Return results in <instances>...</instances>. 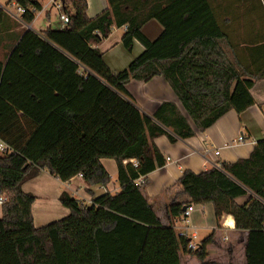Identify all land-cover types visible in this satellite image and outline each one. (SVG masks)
Here are the masks:
<instances>
[{
  "label": "trees",
  "instance_id": "16d2710c",
  "mask_svg": "<svg viewBox=\"0 0 264 264\" xmlns=\"http://www.w3.org/2000/svg\"><path fill=\"white\" fill-rule=\"evenodd\" d=\"M220 1L106 0L107 7L89 18L87 0H63V29L13 34L0 60V140L11 149L0 155V264H179V248L187 249L188 241L174 222L183 208L204 204L213 206L217 223L230 215L235 229L248 233L246 263L264 264V139L245 159L200 173L184 170L175 186L187 201L167 207V226L142 193L147 175L166 164L155 138H191L226 113L255 104L250 91L264 80V45L235 42L223 13H254L257 4L264 11L262 2L232 0L223 10ZM15 2L25 24L41 11L36 0ZM7 20L0 10V33ZM151 20L162 27L153 41L141 33ZM122 27L123 48L131 52L137 42L143 51L112 72L98 46ZM154 77L167 82L184 113L169 102L152 118L135 107L125 86ZM102 159L116 164L118 192L90 205L62 193L68 215L33 226L35 197L22 191L25 182L45 170L62 183L81 176L88 187H106L110 176ZM139 177L144 185L134 183ZM213 238L214 232L190 251L200 264H212L205 259Z\"/></svg>",
  "mask_w": 264,
  "mask_h": 264
},
{
  "label": "crops",
  "instance_id": "0c3cea01",
  "mask_svg": "<svg viewBox=\"0 0 264 264\" xmlns=\"http://www.w3.org/2000/svg\"><path fill=\"white\" fill-rule=\"evenodd\" d=\"M50 1L52 4L55 2V0ZM260 1L264 8L263 0ZM8 2L6 5H9ZM38 3L41 6V11L35 14L30 24H25L21 20V14L14 6L12 7L10 4V7L15 9L10 13L0 3V10L8 16L7 24L5 27H1L0 60H4L9 48L14 43V33L20 34L24 30H29L41 36L48 29L61 30L60 19L57 23L50 19L52 12L49 6L51 5ZM220 3L222 9L225 10L232 0H221ZM106 7V0H87V16L93 18ZM258 7L257 4L254 13L246 12L245 15L243 9L240 11L229 9L231 14L234 13V18L223 13V20L229 21L224 25L226 32L231 34L230 36L235 42L243 44L242 46L264 45V11ZM56 10L60 17L59 9ZM70 13L69 11L68 14ZM43 17H46V20L40 23ZM124 31V27L113 29L111 34L98 46V49L103 53L105 65L112 72L126 69L143 51V47L137 42H134L131 52H127L123 48L121 38ZM161 32L162 27L155 20L147 22L141 29V33L149 41L155 40ZM125 89L135 107L147 117L152 118L157 107L164 102L175 104L184 113L176 96L161 77H154L144 82L131 81L125 86ZM250 93L255 103L253 106L241 114H236L233 111L226 113L204 132H196L195 136L185 140L177 139L175 143H170L165 136L154 139L153 143L165 158L166 164L147 175L142 193L163 226L169 225L167 207L173 203L187 201V198L180 194L179 188L175 186L184 170L200 173L222 163H233L239 159H245L249 157L255 144L264 139V80L256 81ZM240 135L244 137L242 144L234 142ZM216 150L219 152L218 155L214 154ZM101 164L110 176V183L106 187H88L81 176L62 183L45 170L41 171L37 177L25 182L22 185V191L35 197L31 206L33 226L39 228L68 215V210L59 202L62 193H66L74 199L80 198V202L87 205L105 192H118L119 185L113 183L114 178L117 180L115 162L111 159H102ZM246 199V197H242L236 202L242 204ZM191 206H193V211L189 218L186 222L182 219L175 221L174 230L185 231L188 238H191L190 241L198 247L214 232L213 241L206 247V263L247 264L245 248L248 233L235 229L234 221L230 215H223L217 223L211 204ZM178 257L179 264H200L190 251L183 247L179 248Z\"/></svg>",
  "mask_w": 264,
  "mask_h": 264
},
{
  "label": "built area",
  "instance_id": "2783aa9c",
  "mask_svg": "<svg viewBox=\"0 0 264 264\" xmlns=\"http://www.w3.org/2000/svg\"><path fill=\"white\" fill-rule=\"evenodd\" d=\"M53 4H56V2H53ZM11 5H12V7L14 6V7L16 8V10L18 11V13L21 14V13L24 12V10H23L22 8H20V7H18V6L16 5L15 0H12ZM56 8L59 9V11H60V17H59V19H60V21L62 22V28H61V29H63L64 26L68 23V16H67L66 14H64V13L61 11V5H60L59 2H57ZM112 30H113V29H112ZM234 142L242 144V143L244 142V137H243L242 135H240V136L237 137V139H236ZM10 152H11L10 147L7 146L4 142H2V141L0 140V155H6V154H9ZM214 154H215V155H218V154H219L218 150H216V151L214 152ZM215 168H220V165H216ZM134 183H135L136 185H139V186H140V185H144V177H139L137 180H135ZM76 200L80 202V198H77ZM2 202H3V199L0 198V204H1ZM90 204H91V203H89V204H87V205H90ZM192 211H193V206H189V207L186 208V210L184 211V214H183V218H182V220H183L184 222H186V220L189 218V216H190V214L192 213ZM262 228H263V230H264V224H263ZM176 232H177V235H178L179 237L184 238V239H186V240L188 241V243H187V250H189V251H196V250L198 249V246L195 245V244H193V243L190 241L191 238H188V236H187V234L185 233V231H183V230H179V231H176ZM192 237L194 238L195 235L193 234Z\"/></svg>",
  "mask_w": 264,
  "mask_h": 264
},
{
  "label": "rangeland",
  "instance_id": "374dc122",
  "mask_svg": "<svg viewBox=\"0 0 264 264\" xmlns=\"http://www.w3.org/2000/svg\"><path fill=\"white\" fill-rule=\"evenodd\" d=\"M37 1L40 2V3H42V5H46V4H47V6H48V4L51 5V6H49V8L51 9V12H52L50 19H51V21L53 20V21H55L57 23V21H59V15H58L59 13L56 10L57 9L56 6L53 5L50 0H37ZM6 2H8V0H0V3L3 6H5V8L7 9L8 12H10V13L14 12L15 9L14 8H11L10 7V4L9 5H6ZM56 4H57V2H56ZM49 8H48V10H49ZM45 20H46V17H43V19H42V21L40 23H43ZM113 183H115V185L118 184L116 178L113 179ZM194 243H196V240H194Z\"/></svg>",
  "mask_w": 264,
  "mask_h": 264
},
{
  "label": "water",
  "instance_id": "95a60500",
  "mask_svg": "<svg viewBox=\"0 0 264 264\" xmlns=\"http://www.w3.org/2000/svg\"><path fill=\"white\" fill-rule=\"evenodd\" d=\"M55 2H59L60 5H63V0H55ZM185 210H186V208H183V211H185Z\"/></svg>",
  "mask_w": 264,
  "mask_h": 264
}]
</instances>
